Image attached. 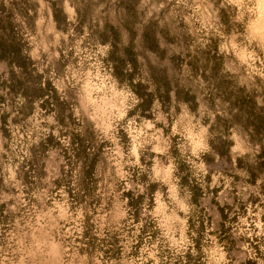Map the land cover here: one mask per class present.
<instances>
[{
	"label": "clouds",
	"instance_id": "clouds-1",
	"mask_svg": "<svg viewBox=\"0 0 264 264\" xmlns=\"http://www.w3.org/2000/svg\"><path fill=\"white\" fill-rule=\"evenodd\" d=\"M0 264H264V0H0Z\"/></svg>",
	"mask_w": 264,
	"mask_h": 264
}]
</instances>
